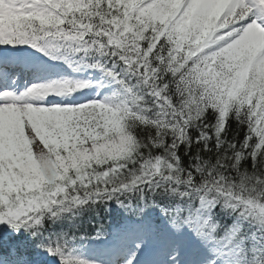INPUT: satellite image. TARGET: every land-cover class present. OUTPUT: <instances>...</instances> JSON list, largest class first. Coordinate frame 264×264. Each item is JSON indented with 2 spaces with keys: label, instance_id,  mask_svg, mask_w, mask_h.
I'll list each match as a JSON object with an SVG mask.
<instances>
[{
  "label": "snow or ice",
  "instance_id": "obj_1",
  "mask_svg": "<svg viewBox=\"0 0 264 264\" xmlns=\"http://www.w3.org/2000/svg\"><path fill=\"white\" fill-rule=\"evenodd\" d=\"M0 264H264V0H0Z\"/></svg>",
  "mask_w": 264,
  "mask_h": 264
}]
</instances>
